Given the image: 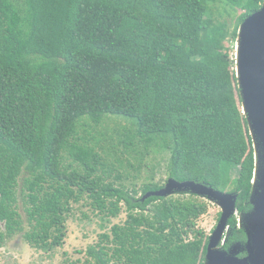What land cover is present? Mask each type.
Here are the masks:
<instances>
[{
    "label": "trees",
    "instance_id": "16d2710c",
    "mask_svg": "<svg viewBox=\"0 0 264 264\" xmlns=\"http://www.w3.org/2000/svg\"><path fill=\"white\" fill-rule=\"evenodd\" d=\"M218 2L242 11L231 32L210 15ZM262 3L0 0V249L19 236L54 252L82 204L125 220L62 264H204L209 203L141 198L193 181L250 211L253 149L226 43ZM152 152L167 156L164 170L136 185ZM228 227L222 248L243 246L235 217Z\"/></svg>",
    "mask_w": 264,
    "mask_h": 264
},
{
    "label": "water",
    "instance_id": "95a60500",
    "mask_svg": "<svg viewBox=\"0 0 264 264\" xmlns=\"http://www.w3.org/2000/svg\"><path fill=\"white\" fill-rule=\"evenodd\" d=\"M235 76L241 98L242 114L251 137L254 169L248 203L251 207L240 215L238 227L246 242L224 250L228 221L236 213V193H222L193 181L176 182L169 179L149 197L167 198L175 193H188L202 198L220 209V217L208 239L204 264H264V0L260 9L239 26L234 54ZM245 256L240 258V254Z\"/></svg>",
    "mask_w": 264,
    "mask_h": 264
},
{
    "label": "rangeland",
    "instance_id": "374dc122",
    "mask_svg": "<svg viewBox=\"0 0 264 264\" xmlns=\"http://www.w3.org/2000/svg\"><path fill=\"white\" fill-rule=\"evenodd\" d=\"M212 10L213 18L216 22L227 23L228 30L231 32L237 25V18L242 13L241 10L232 8L225 2H218ZM226 46L233 48L232 55L234 60L235 42L226 43ZM235 67V64H234ZM121 126H126L125 122H120ZM114 124L107 122L99 128V131H111ZM129 126V125H128ZM166 155L160 152H152L144 160L148 169L141 170L140 176L136 180V185H140L149 177L151 173L149 169H154L156 174L160 170H164ZM149 170V171H148ZM131 172V171H130ZM235 174L232 175L234 177ZM127 186L130 188V183L127 181ZM183 193H175L172 197H179ZM189 195L188 193H184ZM206 201V200H205ZM207 202V201H206ZM209 203V202H208ZM208 215L201 219L198 227L202 229L207 236H210L214 230L217 221L216 216L220 209L209 203ZM234 217L238 220L240 215L236 212ZM125 220V214L121 213L118 218L104 222L100 218L95 217L87 206L82 204L76 206L67 222V236L64 245L51 253L36 251L27 246L21 237L17 236L12 240L7 241L0 249V264H62L64 261H84L86 250L95 245L98 241V236L107 233L115 224H122ZM238 227V224H237ZM226 240L230 233L229 227L226 230ZM226 242V241H225ZM224 242V243H225ZM224 245V244H223Z\"/></svg>",
    "mask_w": 264,
    "mask_h": 264
},
{
    "label": "flooded vegetation",
    "instance_id": "af4514ba",
    "mask_svg": "<svg viewBox=\"0 0 264 264\" xmlns=\"http://www.w3.org/2000/svg\"><path fill=\"white\" fill-rule=\"evenodd\" d=\"M242 258V257H241Z\"/></svg>",
    "mask_w": 264,
    "mask_h": 264
}]
</instances>
